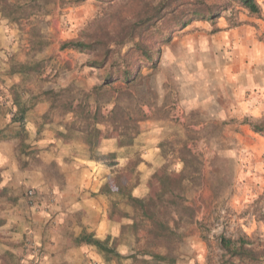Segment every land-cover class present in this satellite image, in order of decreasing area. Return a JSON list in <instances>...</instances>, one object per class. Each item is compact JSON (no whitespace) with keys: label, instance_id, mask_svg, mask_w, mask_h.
<instances>
[{"label":"rangeland","instance_id":"374dc122","mask_svg":"<svg viewBox=\"0 0 264 264\" xmlns=\"http://www.w3.org/2000/svg\"><path fill=\"white\" fill-rule=\"evenodd\" d=\"M148 1L152 0H118L114 4L50 0L46 7L48 16L33 17L21 26L0 15V106L4 107L0 109V129L18 128V124H10L17 110L13 107L14 98L29 109L26 116L31 124L40 125L45 120L50 123L44 131L50 133L71 123V116L51 111L46 93L65 90L64 95L75 99L76 104L84 101L102 84L113 57L98 68L94 63L99 64V52L84 54L65 45L70 41L96 40L109 45L113 54L126 53L132 47L127 27L136 22ZM178 4L185 6V0ZM245 16H249L247 12L231 5L218 21L217 33H213L215 27L208 22H195L183 30L172 27L167 23L169 17L144 33L146 43L161 47L160 61L156 69L137 64L141 81L131 89L132 98L124 96L121 104L133 120L129 122L131 128L139 131L135 142L141 134L149 133L150 144L160 151L156 171L143 198L157 203L158 211L176 235L157 239L148 235L140 223L138 232H127L120 240V245L125 246L120 264H171L143 256L146 251L169 256L175 259L174 264H227L219 250L222 235L232 239L244 237L264 247V138L251 131L248 123L255 120L229 113L233 100L228 83L215 76L216 69L224 70L228 65L233 51L225 39H214L221 35L219 23L238 28L250 24ZM165 36H171L169 43L164 41ZM114 40L126 43L117 46ZM22 64L34 71L14 74ZM107 101H98L104 116L114 107V101ZM90 107L95 110L93 98ZM140 107L146 116L143 121H137ZM103 128L102 137L119 136L112 127H100ZM135 142L124 153H115L116 162L119 158H128L132 164L142 162L140 149L144 144L137 147ZM32 149L33 146L24 155L18 149L22 169L25 164L37 163L38 153L29 152L38 151ZM99 153L109 154L102 153L100 148ZM130 174L135 175L130 186L139 185L141 177L137 170ZM165 177L179 188L169 187L159 202ZM31 192H27L29 204L35 203L36 194ZM119 207L121 215L132 214L123 204ZM131 223L123 219V226ZM4 232L0 231V243L6 242Z\"/></svg>","mask_w":264,"mask_h":264},{"label":"crops","instance_id":"0c3cea01","mask_svg":"<svg viewBox=\"0 0 264 264\" xmlns=\"http://www.w3.org/2000/svg\"><path fill=\"white\" fill-rule=\"evenodd\" d=\"M258 3L261 16H245L251 25L232 29L221 22V35L214 37L233 47L228 65L215 72V76L225 78L231 91L229 113L255 121L264 116V0ZM26 129L28 143L38 151L37 163L22 169L18 142L0 144V189L7 188L18 198L15 206L0 212L4 223L0 231H5L2 234L6 237V242L0 243V264H116L111 255L100 253L81 238L92 242L111 238V245L116 241L117 252L124 255L125 246L120 245L124 218L112 207L120 198L109 197L102 189L109 185L116 190V169L123 170L129 159L119 158L117 167H109L91 160L80 143L63 142L47 131L37 140L35 125L29 123ZM150 138L151 134L143 133L135 142L137 147L144 144L140 149L142 162L135 169L141 178L132 190L137 198L145 197V187L159 161L160 151L150 144ZM118 143L117 135L102 137L100 151L119 155L129 150ZM123 173V184H133L135 175ZM28 191L36 194L33 204L28 203ZM4 254H8L5 261Z\"/></svg>","mask_w":264,"mask_h":264},{"label":"trees","instance_id":"16d2710c","mask_svg":"<svg viewBox=\"0 0 264 264\" xmlns=\"http://www.w3.org/2000/svg\"><path fill=\"white\" fill-rule=\"evenodd\" d=\"M78 1L85 2L88 0ZM97 1L108 4L118 2V0ZM49 2L50 0H0V15L10 23L21 26L22 22L30 21L33 17L39 15L48 16L50 12L46 10V7ZM178 2L179 0H152L146 2L144 8L140 10L136 22L132 25L129 24L127 27L130 31L128 32V38L130 39L129 42L132 43V47L124 54L121 51L113 54L114 51L103 41L77 40L70 41L65 45L66 48L70 47L84 54L99 52V64L94 63L95 67H104L110 57L111 59L113 57V62L109 65L108 72L102 79V84L95 87L92 93L86 96L84 101L76 104L75 99L64 95L65 90L59 92L49 91L46 93L48 100L51 102V111H59L60 115L64 117H72L71 123L66 124L64 127L60 126V128L62 127L61 129L51 130L57 139L69 143L79 142L86 147L91 160L101 162L109 167H117V154L109 153L101 155L99 153L103 135L100 127L106 125L112 127L113 131L118 133L120 148H127L134 145L139 131L138 129L131 128L129 122L133 120L130 119L131 116L129 114H125V109L121 104L125 98H122L124 96L132 98L131 89L138 81H141L140 66H137V64L148 65V67L156 69L161 57V47L156 48L153 43L152 45L146 43L144 33L148 32L153 26L158 25L167 17H169L167 23L172 25V27H179L183 30L195 22H208L215 27L213 33H217L220 30L216 28V25L223 18V13L228 11L231 5H236L247 12L249 16L259 17L262 14V8L257 0H220L216 3H209L206 0H185V6L183 7L179 6ZM41 3H44V5ZM164 41L169 43L171 36H165ZM113 43L118 46L124 45L126 42L123 40L121 42L114 40ZM31 71H34V68L28 64H22L13 73L24 75ZM91 98H93L96 104L95 110H92L90 107ZM100 98H106L108 100L107 103L114 101V107L108 116H104L101 112V105L98 102ZM13 107L17 110L12 114L10 124H18V128L11 131L8 128L0 129V144L3 142L18 141L20 154L24 155L32 147L28 144L29 134L26 129L27 124L30 123L26 116L29 109L22 106L19 98L13 99ZM3 108V106H0L1 110ZM138 114L140 117L137 121L146 119L141 107L138 109ZM248 124L254 134L264 138V116L260 120ZM47 125H50L47 120L40 125L35 124L37 135L39 136L38 139H40V134L44 132V128ZM30 153L33 155L38 152ZM140 162V160L136 164L129 162L120 171L122 173L124 171L134 173ZM27 166L25 164L23 167L26 168ZM121 172H116V190H112L109 185H106L102 189L103 193L107 196L114 197L115 199L120 198V200L113 201V209H119V206L124 204L132 211V214L128 212L122 213V217L132 221V223L122 227L121 236L127 232H138L141 224L147 229L148 235L154 236L157 239L175 236L176 234L170 227L168 220L163 219V215L161 216V213L158 211L157 203L146 198L134 197L132 190L137 184L134 186L123 184V174ZM1 182L0 171V184ZM164 183L159 202L169 192V187L174 186L179 188L177 183L173 182L169 177L164 178ZM17 202L18 198L11 190L7 188L0 189V212H3L7 206H15ZM262 222L264 223V217ZM3 225L4 223L0 221V227ZM81 241L94 245L100 253L111 255L119 264L124 260L123 256L117 252L118 243L114 241L111 245V238L103 242H92L82 237ZM219 250L222 252L227 264H262L264 261V247L256 246L251 240L244 237L232 239L224 235L220 236ZM143 256L162 259L163 261L171 262V264L175 263V259L169 256H160L149 251L144 252ZM7 257L8 254L2 256L4 261Z\"/></svg>","mask_w":264,"mask_h":264},{"label":"built area","instance_id":"2783aa9c","mask_svg":"<svg viewBox=\"0 0 264 264\" xmlns=\"http://www.w3.org/2000/svg\"><path fill=\"white\" fill-rule=\"evenodd\" d=\"M32 194V193H31Z\"/></svg>","mask_w":264,"mask_h":264}]
</instances>
